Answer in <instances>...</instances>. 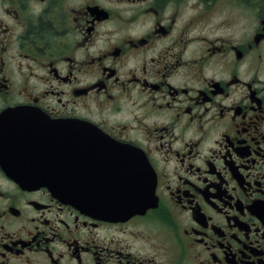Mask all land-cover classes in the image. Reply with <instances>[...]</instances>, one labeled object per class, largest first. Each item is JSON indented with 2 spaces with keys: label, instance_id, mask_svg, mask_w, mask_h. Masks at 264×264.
Listing matches in <instances>:
<instances>
[{
  "label": "flooded vegetation",
  "instance_id": "1",
  "mask_svg": "<svg viewBox=\"0 0 264 264\" xmlns=\"http://www.w3.org/2000/svg\"><path fill=\"white\" fill-rule=\"evenodd\" d=\"M9 121L139 148L151 206L22 186ZM97 152L117 189L126 150ZM0 264H264V0H0Z\"/></svg>",
  "mask_w": 264,
  "mask_h": 264
},
{
  "label": "water",
  "instance_id": "2",
  "mask_svg": "<svg viewBox=\"0 0 264 264\" xmlns=\"http://www.w3.org/2000/svg\"><path fill=\"white\" fill-rule=\"evenodd\" d=\"M71 139L72 138H71L69 133L64 134V136L62 137V140H64V142L71 140ZM38 146H39V144L36 146L26 144L25 148L32 150ZM53 146H55V145H53ZM53 146L48 145L47 148H50V147L52 148ZM71 148H72V144L69 141L68 144L63 147V150H66V149L70 150ZM67 178H68V176H60L58 178H37V179H33L31 181L44 183L47 186H51L52 188H54L56 190L57 189L65 190V189H69V188L74 189V186L72 185V182H74V181L72 179H67ZM145 196H147V194H145V193L142 194L140 192H138V193L128 192L126 194H123V199H122L123 204H124V199H125L126 202L132 206L131 209H137L143 204V198ZM102 212L110 213V214H121L124 211L123 210H110V211L102 210Z\"/></svg>",
  "mask_w": 264,
  "mask_h": 264
}]
</instances>
